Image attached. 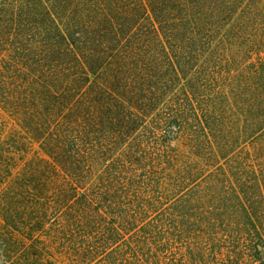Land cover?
<instances>
[{
    "label": "trees",
    "instance_id": "obj_1",
    "mask_svg": "<svg viewBox=\"0 0 264 264\" xmlns=\"http://www.w3.org/2000/svg\"><path fill=\"white\" fill-rule=\"evenodd\" d=\"M0 264H264V0H0Z\"/></svg>",
    "mask_w": 264,
    "mask_h": 264
}]
</instances>
